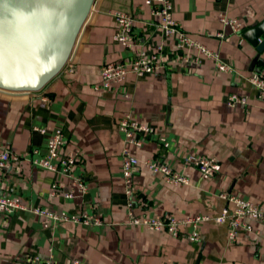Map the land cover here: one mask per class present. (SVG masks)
I'll list each match as a JSON object with an SVG mask.
<instances>
[{
  "label": "crops",
  "instance_id": "crops-1",
  "mask_svg": "<svg viewBox=\"0 0 264 264\" xmlns=\"http://www.w3.org/2000/svg\"><path fill=\"white\" fill-rule=\"evenodd\" d=\"M171 2L181 28L219 51L232 73L211 60L179 61L176 38L165 39L143 0H98L74 58L58 76L30 94L0 92V149L21 156L0 175L1 193L28 207L0 221V264H32V255L49 254L54 264H264V222H254L255 231H242L234 243L227 225L214 221L199 224L198 242L189 239L193 226L174 237L129 223L130 202L136 215L148 217L215 216L227 204L220 197L224 192L264 207V99L249 80L264 76V51L252 70L256 47L220 20L221 14L237 18L244 32L264 21V0ZM114 11L135 17V36L149 52L165 41V67L144 77L130 74L112 89H96L105 63L131 59L140 48L127 49L114 40ZM231 93L247 103L231 107ZM128 115L155 129L142 146H130L141 162L132 196L126 192L125 136L119 130ZM58 128L65 135L63 150L78 157L74 176L87 184L84 194L67 197L74 190L71 177L30 161L34 150L46 155ZM191 153L216 157L219 172L206 177L185 164ZM155 158L187 175L190 184H168L151 172L144 162ZM58 185L61 195L51 196ZM35 208L68 216L96 213L103 222H56L30 210Z\"/></svg>",
  "mask_w": 264,
  "mask_h": 264
},
{
  "label": "built area",
  "instance_id": "built-area-1",
  "mask_svg": "<svg viewBox=\"0 0 264 264\" xmlns=\"http://www.w3.org/2000/svg\"><path fill=\"white\" fill-rule=\"evenodd\" d=\"M144 4L151 7L152 16L155 17V24L162 30L165 39L176 38L175 50L178 53V60L183 63L202 64L204 60H211L216 67L225 73H232L233 68L223 62L219 51L211 49L202 41L192 38L185 32L174 17L173 5L171 0H143ZM117 22V31L114 40L127 49H136L131 59L121 62H108L101 67V82L96 89H112L124 83L128 75L133 74L137 77L155 74L165 67L163 52L166 47L165 41L160 42L156 50L149 52L140 46L134 33L136 19L133 15L123 11H114L112 13ZM220 20L224 25L230 26L235 32L243 35V22L237 18L228 17L225 14L220 15ZM218 36L224 37L223 33ZM261 41V40H260ZM250 82L258 89L259 98L264 99V76L255 74L249 77ZM247 99L237 93H231L228 96V104L235 107L239 104H246ZM42 133L45 128H36ZM119 130L125 136V147L122 151L123 172L125 179L126 192L129 196L135 191L136 174L141 168V162L135 156L130 146L140 147L143 145L146 136L153 134L155 129L147 124L140 123L132 119L129 115L119 123ZM64 132L61 128L54 131L48 145V152L44 156H39L38 151L34 150L30 154L32 164L47 169L53 173H62L72 178L74 190L65 195L74 197L76 194H84L87 191V184L79 177L74 176V169L78 160L74 152L63 150L65 143ZM21 160V156L13 153L10 149H0V175L11 168L14 163ZM185 164L193 165L198 168L200 173L206 177H213L219 172V162L216 157L204 156L191 153L185 158ZM144 166L155 174L164 176L165 181L172 185H189L190 178L165 163L161 158H155L144 162ZM4 184L0 178V221L3 216L11 215L17 209H28L27 205L20 203L15 199L4 196L1 191ZM60 186H55L51 191V196L61 195ZM227 204L218 215L209 214L196 215L190 217H176L172 215L164 217L139 216L132 210L129 211V223L136 226H143L151 231H165L174 237L181 234L182 229L193 226L194 232L189 236L191 241H200V234L197 228L200 223L214 221L217 224L227 225L228 239L231 243L237 241L242 231L254 232V222H264V207L228 192L220 194ZM231 205V206H230ZM35 214L49 220L72 221L80 224H101L103 219L100 215L81 213L74 216L59 214L49 209L35 208L30 209ZM51 248L49 251L51 252ZM32 264H54L51 254L47 257L41 255H32L29 258ZM71 264H81L79 261H73Z\"/></svg>",
  "mask_w": 264,
  "mask_h": 264
},
{
  "label": "water",
  "instance_id": "water-1",
  "mask_svg": "<svg viewBox=\"0 0 264 264\" xmlns=\"http://www.w3.org/2000/svg\"><path fill=\"white\" fill-rule=\"evenodd\" d=\"M98 0H0V92L45 88L71 61ZM264 21L243 32L264 51ZM261 40V41H260Z\"/></svg>",
  "mask_w": 264,
  "mask_h": 264
}]
</instances>
